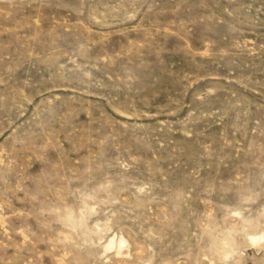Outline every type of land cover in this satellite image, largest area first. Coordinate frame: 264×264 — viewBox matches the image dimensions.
Returning a JSON list of instances; mask_svg holds the SVG:
<instances>
[{
  "label": "rangeland",
  "instance_id": "374dc122",
  "mask_svg": "<svg viewBox=\"0 0 264 264\" xmlns=\"http://www.w3.org/2000/svg\"><path fill=\"white\" fill-rule=\"evenodd\" d=\"M0 264H264V0H0Z\"/></svg>",
  "mask_w": 264,
  "mask_h": 264
}]
</instances>
